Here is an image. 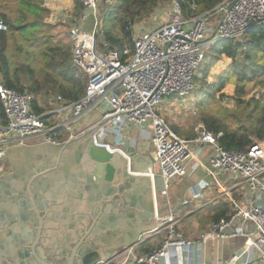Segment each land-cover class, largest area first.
Returning <instances> with one entry per match:
<instances>
[{
    "label": "built area",
    "instance_id": "2783aa9c",
    "mask_svg": "<svg viewBox=\"0 0 264 264\" xmlns=\"http://www.w3.org/2000/svg\"><path fill=\"white\" fill-rule=\"evenodd\" d=\"M102 1L110 4L113 0H82L83 14L70 30L72 62L88 77L82 99L68 102L60 95L51 97L48 102L56 107L49 112L53 120L47 123L44 116L48 114L40 115L33 110L32 93L9 88L0 81V101L7 118L6 125H0V172L9 147L20 143L29 145L37 140L55 142L51 136L53 131L63 133L65 130L71 135L74 124L95 109H102V119L118 112L99 127L95 142L109 145L100 141L101 132L109 135L106 137L118 134L119 139L131 124L146 128L159 167L158 171L151 167L146 173L151 174L153 180L156 177L163 180L161 193L165 196L169 183L187 174L188 160L197 158L195 150L213 149L209 162L202 166L221 193L228 197L232 213L212 221L199 241L243 238L244 245L231 256L230 263L248 262L253 248L264 261V140L254 141L248 149L240 151L224 147L219 142L221 134L205 129L194 137L182 138L158 112L168 98L185 97L196 89L195 76L209 46L239 37L264 23V0H224L212 11L196 16L186 13L181 0H172L165 20L137 33L133 48L125 46V59L118 49L103 52L98 48ZM196 7V4L191 6L193 10ZM89 15L94 17L92 31L84 29ZM6 29L0 21V30ZM102 44L108 45L105 40ZM234 179H239V183L227 190L222 180ZM235 189L243 191L237 195ZM157 210L156 205L157 225L145 234L164 231L166 235L160 245L146 254L132 247L99 259L95 264H162L173 248H190L195 243L180 230L176 212L162 216Z\"/></svg>",
    "mask_w": 264,
    "mask_h": 264
},
{
    "label": "water",
    "instance_id": "95a60500",
    "mask_svg": "<svg viewBox=\"0 0 264 264\" xmlns=\"http://www.w3.org/2000/svg\"><path fill=\"white\" fill-rule=\"evenodd\" d=\"M117 114L60 143L5 150L13 170L0 181V264H95L156 227L159 179L130 171L129 144L124 155L94 140Z\"/></svg>",
    "mask_w": 264,
    "mask_h": 264
},
{
    "label": "trees",
    "instance_id": "16d2710c",
    "mask_svg": "<svg viewBox=\"0 0 264 264\" xmlns=\"http://www.w3.org/2000/svg\"><path fill=\"white\" fill-rule=\"evenodd\" d=\"M41 0H23L21 1V12L15 19L7 13H0V19L8 25V30H0V81H2L7 87L13 88L20 92L28 91L34 95L33 110L44 116L45 121L53 120V114L49 113L52 106L48 102L49 98H41L45 93H59L65 101L73 102L82 99L88 87V77L83 70L74 66L72 62V53L65 54V57H61L60 48H52L54 54L51 56L46 55L47 67L43 69V80L36 79L35 74L31 68H28V82L30 83L29 89L26 88L23 82V76L20 74V69H12L9 64V59L6 54L8 39L10 33L14 31H26L30 30L31 33L37 31L39 26L38 19L42 18V11L44 7L41 6ZM170 0H113L110 5V15H113V19H116L119 23V27L124 32L126 40L123 41L115 36L112 28L103 29L104 40L108 43L104 46L102 43H98V48L101 51H109L112 49H118L122 58L123 49L125 46L133 48L134 46V26L137 22L151 15L157 7L163 2ZM185 11L188 15H202L212 11L219 3L224 0H181ZM81 9L83 14L84 7L82 0ZM196 4V9H192L191 6ZM32 16L36 22H29L27 17ZM115 17V18H114ZM38 18V19H37ZM29 19V18H28ZM1 21V20H0ZM99 34V30L98 33ZM98 36V35H97ZM103 45V48H101ZM264 56V23L258 24L254 29L249 30L247 33L241 35V38L237 37L229 38L216 42L209 46L206 57L200 65L197 73L201 71L202 77L207 79L211 71L219 65L221 62H227V71L220 73L218 78L210 84H207V89H201L204 92L206 98H214L217 94L222 97L225 96L223 92L226 87L227 81L231 74L229 71L237 74L241 83L254 81L264 75V62H261L258 57ZM25 68V66H23ZM196 74L195 79L197 82ZM58 96V95H54ZM243 104L242 99L237 100ZM254 108L247 113L246 124H240L236 128H231L227 124L220 120L205 119V125L208 131L215 135L221 134L219 142L226 148L237 149L244 151L248 149L252 144V135H255L260 141L264 140V102L254 98ZM238 103V104H239ZM251 105V104H250ZM244 107L246 111L247 107ZM7 118L4 112L3 105L0 101V125H6ZM66 133H59V131L51 132L53 138L64 139ZM69 137V135H68ZM67 139V138H66ZM232 213V207L229 201L217 205L214 210V218L218 220L222 217H226Z\"/></svg>",
    "mask_w": 264,
    "mask_h": 264
},
{
    "label": "rangeland",
    "instance_id": "374dc122",
    "mask_svg": "<svg viewBox=\"0 0 264 264\" xmlns=\"http://www.w3.org/2000/svg\"><path fill=\"white\" fill-rule=\"evenodd\" d=\"M21 1L23 0H0V13H7L16 19L21 12ZM171 1L163 2L151 15L140 19L134 27L133 36L140 33L143 29L151 28L155 24L165 20ZM40 3L44 7V10L41 13L42 18H37L39 20L37 31L31 33L27 29L24 32L14 31L10 33L6 50L10 67L12 69H20L19 72L23 76V82L27 89H29L30 85L28 82V68L33 70L36 79L43 80V69L47 67L46 55L50 54L52 56L54 54L52 48H60L62 58L67 53L71 55L73 42L70 37V30L74 24L79 22L82 16L80 0H41ZM105 8L110 10L111 5L102 1L99 5V17H102V24L99 27L98 43H103V29L111 27L115 36L123 41L126 40L125 42L128 45L127 38L124 32L121 31L119 23L116 19L112 18L113 15H110L111 11L105 12ZM0 20L2 21V19ZM27 21L36 22L31 15L27 17ZM4 24L7 26V29L4 31H7L8 25L5 22ZM93 25L94 17L89 15L85 19L84 29L92 31ZM237 38L240 39L241 36ZM101 48H103V45H101ZM258 59L264 62L263 55H259ZM227 62L230 61L221 62L214 67L207 79H204L202 77L203 73L199 71L197 73L196 89L191 94L185 97H171L169 102L162 103L159 106V114L165 118L180 137L191 138L198 134L199 131L203 129L207 130L205 119L209 118L210 121L211 118L220 120L231 128H236L242 123L246 124L247 113L254 108L253 99L257 98L264 102V75L254 81L241 83L237 74L232 71H229L231 77H229L223 90L225 96L222 97L220 94H217L214 98H206L204 92H201L203 85H205L204 89H207V84L215 81L220 73H225L229 65ZM54 95H59V93H45L42 94L41 98L50 99L51 97H56ZM238 99H242L243 104L239 103ZM249 105L250 107H247L246 111H244V107ZM51 106L54 109L56 104ZM92 120L93 117L91 118ZM90 126L91 124L85 126L82 131H86ZM64 133L70 135L65 130ZM104 133H100L102 138L109 136ZM68 135L64 139L68 138ZM251 138L253 141H260L255 135H252ZM222 182L227 190H232L239 183V179L231 181L222 180ZM213 185L215 186L213 200L228 201V197L221 193L214 181Z\"/></svg>",
    "mask_w": 264,
    "mask_h": 264
},
{
    "label": "crops",
    "instance_id": "0c3cea01",
    "mask_svg": "<svg viewBox=\"0 0 264 264\" xmlns=\"http://www.w3.org/2000/svg\"><path fill=\"white\" fill-rule=\"evenodd\" d=\"M169 100L170 98L164 103L169 102ZM102 114V109H95L85 114L74 124V131L68 139L82 133V129L85 126L90 124L93 126L102 120ZM92 117L93 120L91 121ZM117 136L118 134H114L110 137L100 138V141L113 145L119 151L124 152V155L126 152L122 150V147L126 143L129 144L128 149L131 152L132 150L136 151V154L129 159V169L132 173L147 174L146 172L151 167L156 171L159 170L154 151L150 144V132L146 128L131 124L122 131L121 138L118 139ZM40 143L42 142L37 140L29 145ZM195 152L197 153V158H191L187 162V174L169 183L168 194L166 196L161 193L163 189L161 178L156 177L159 179L160 186L158 192L160 200L156 204L157 209L161 211L162 216L176 212L177 217L180 219V230L187 238L195 241L190 248H173L162 264H231V256L244 245L245 240L243 238H234L226 241L210 240L206 243L199 241L200 235L209 229V224L212 221H215L214 210L217 205L226 201L213 200L215 186L202 166V164L209 162L213 155V149L205 147L199 151L195 150ZM6 161L11 162L7 156ZM239 190L235 189L234 192L238 193ZM165 235L164 231L154 235L152 233L144 234L142 242H138L132 247L139 253H149L161 244ZM132 247H128L126 243L120 244L110 254H112L111 256H115ZM248 259V262L242 264H264V261L260 260L254 248L251 250Z\"/></svg>",
    "mask_w": 264,
    "mask_h": 264
},
{
    "label": "flooded vegetation",
    "instance_id": "af4514ba",
    "mask_svg": "<svg viewBox=\"0 0 264 264\" xmlns=\"http://www.w3.org/2000/svg\"><path fill=\"white\" fill-rule=\"evenodd\" d=\"M54 140H56L55 142H52V141H41L42 143H60V142H63V141H66L68 140L67 139H62V138H54ZM13 169V164L9 161H6L5 165H4V168L3 170L0 172V181H4V182H9L11 180V176H10V171ZM17 176H14L13 177V180H17L16 179ZM21 181V180H19ZM16 182V181H15ZM16 183L19 184V182L17 181ZM17 185V184H16ZM1 200V198H0ZM44 264V263H43Z\"/></svg>",
    "mask_w": 264,
    "mask_h": 264
}]
</instances>
